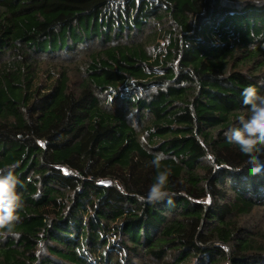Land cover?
<instances>
[{
	"label": "trees",
	"instance_id": "obj_1",
	"mask_svg": "<svg viewBox=\"0 0 264 264\" xmlns=\"http://www.w3.org/2000/svg\"><path fill=\"white\" fill-rule=\"evenodd\" d=\"M248 86L252 0H0V169L24 205L0 264H264V171L225 135ZM159 152L171 203L151 204Z\"/></svg>",
	"mask_w": 264,
	"mask_h": 264
},
{
	"label": "clouds",
	"instance_id": "obj_2",
	"mask_svg": "<svg viewBox=\"0 0 264 264\" xmlns=\"http://www.w3.org/2000/svg\"><path fill=\"white\" fill-rule=\"evenodd\" d=\"M252 2L257 6H264V0ZM241 95L247 114L240 116L238 125L229 128L225 135L230 144L237 146L247 156L249 173L258 175L264 171V160L261 159L264 156V94H260L256 87L248 86ZM165 159L166 154L159 152L154 154L151 161L157 173L145 197L147 203H171V193L168 190L170 172L160 171L161 163ZM15 167L16 165H11L6 170L0 169V239H7L9 236L18 238L20 235L14 229L21 220L19 212L24 205L17 191L21 181L14 174ZM44 251L43 241L38 242V259Z\"/></svg>",
	"mask_w": 264,
	"mask_h": 264
},
{
	"label": "rangeland",
	"instance_id": "obj_3",
	"mask_svg": "<svg viewBox=\"0 0 264 264\" xmlns=\"http://www.w3.org/2000/svg\"><path fill=\"white\" fill-rule=\"evenodd\" d=\"M159 42H160V44H161V49H163L164 46H165V42H164V40L161 38V39L159 40Z\"/></svg>",
	"mask_w": 264,
	"mask_h": 264
}]
</instances>
